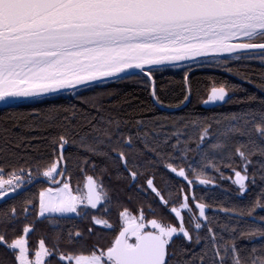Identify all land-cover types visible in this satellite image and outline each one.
<instances>
[{"label": "snow or ice", "instance_id": "1", "mask_svg": "<svg viewBox=\"0 0 264 264\" xmlns=\"http://www.w3.org/2000/svg\"><path fill=\"white\" fill-rule=\"evenodd\" d=\"M220 54L258 59L264 63V0H0V102L6 107L19 98L52 94L61 89L75 90L100 78L121 73L128 75L129 69H137L151 80L152 66L178 64L184 60L200 63L197 58L201 57L218 60ZM187 75L185 73L186 82ZM257 87L264 90V84ZM227 96L228 88L225 85L213 87L205 103L223 102ZM77 99L85 107L78 110L76 105H71V110L80 115L82 123L79 127L88 128V131L80 133V146L93 154L108 155L97 148V145H103L107 140L111 152L118 154L119 160L127 167L123 149L132 151L134 145L132 137L121 132V122L101 114L102 108L95 98L78 96ZM256 100L254 94L246 97V102ZM259 104L264 109V98L259 99ZM91 109H95V112ZM61 110L67 112L69 108L54 104L47 111L59 113ZM257 116L259 122H255ZM244 117L252 118L254 129L248 127L250 120ZM225 119L243 120L239 126L231 124L223 135L236 133L247 137V141L236 148V154L243 161V174L233 169L234 184L240 193H245L247 166L252 163L249 157L254 154L264 157V110L249 109L239 117L232 113ZM200 123L195 119L185 122L182 128H177L173 133L176 141L170 145L166 137L164 141H156L150 146L148 134L143 133L141 139L144 149L157 158L162 157L169 146L173 150L183 151L180 148V137L185 135L182 129H194ZM209 130L207 124L200 129L198 148L208 137ZM137 136L141 134L137 133ZM192 138L189 135L188 139ZM52 142L55 144V138ZM59 142L63 149L67 143L65 135L59 136ZM183 143L186 148L187 141ZM212 147L219 145L214 144ZM135 150L141 152V149ZM168 155L171 158L172 154ZM64 159L63 155L57 157L43 169L42 175L52 179L55 172L61 171L58 165ZM167 167L179 177L189 179L185 168L177 170L171 164ZM192 170L195 172V169ZM17 172L22 173L23 169H12L9 179L5 180L3 169L0 168V197L21 186L23 176ZM130 175L135 178L137 173L130 172ZM28 178L32 179L31 172ZM260 179L264 181V163L260 166ZM86 181V195H74L67 182L59 188H42L37 216L45 213L80 215L77 206L85 203L96 208L107 193L92 176H87ZM199 182L208 184L212 181ZM255 182L254 173L252 183ZM152 184L149 179V187L160 196ZM262 198L264 190L254 202L250 201L235 210L238 221L251 222L230 229L233 233L231 241L218 243L214 229L209 227L210 236L204 237L205 245L200 253H193L187 259L183 258L187 249L170 250L174 234L182 233L186 241H192V235L186 230L181 216V209H189L186 196L179 208L171 209L176 219L181 221L179 227L158 219L145 221L142 211L139 215H131L125 208L119 213L121 227L107 247L98 251L93 247L87 253L61 256V259L68 260L69 264H193L198 257V264H205V261L207 264H264V244L259 248L252 247L247 255L235 244L236 232L249 240L257 237L264 240V215H254L257 209L264 210V204L260 203ZM196 208L199 217L206 222L205 204L196 203ZM11 212L14 216L15 208ZM3 216L0 223H7L8 213ZM92 219L95 224L111 227L107 220ZM192 219L194 228L201 229L202 223L196 222L195 216ZM29 230L30 226L24 225L23 233ZM76 235L80 236L81 233L77 232ZM69 239L71 241V236ZM200 240L201 237L197 235V243ZM0 244H6L15 253V264H45V258L50 255L43 240L39 241V247L30 255L24 235H18L8 243L5 235L0 234Z\"/></svg>", "mask_w": 264, "mask_h": 264}, {"label": "trees", "instance_id": "2", "mask_svg": "<svg viewBox=\"0 0 264 264\" xmlns=\"http://www.w3.org/2000/svg\"><path fill=\"white\" fill-rule=\"evenodd\" d=\"M235 56L219 57L220 62L217 64H197L196 61H191L152 68L155 95L160 104L178 106L189 93L188 103L173 111L162 110L153 102L150 82L140 72L68 92L14 103L7 107L0 106V168L3 169L4 178L9 177L12 169H23L22 173L26 177L29 172L32 178L42 175L43 169L59 156V136L65 135L67 143L63 157L66 172L63 181H67L75 192L83 187L84 180L89 175L101 184L107 193L106 198L100 201L96 208H80V215L37 216L39 192L48 186L43 182L35 183L0 202V220L4 219V213H8V222L0 223V234L5 235L8 243L16 236L24 235L30 255L34 254L39 247V241L43 240L50 253L45 258V264H69V261L62 260L61 256L87 253L93 247L97 251L107 247L121 227L119 213L125 208L132 215H139L142 211L145 220L158 219L178 226V220L171 209L184 201L186 196L193 212L195 203L205 204L207 221L201 219L202 228L196 230L192 217L185 215L183 223L192 235V241H186L183 235H176L172 239L170 250L187 249L184 259L193 253H200L205 245L204 237L210 236L209 227L214 229L218 243L231 241L233 233L230 229L238 224L243 226L251 222L238 221L235 210L250 201L254 202L264 190V181L260 179V166L264 163V157L258 154L249 157L252 163L247 166L245 193H240L239 188L228 178L234 172L233 169L244 171L243 161L236 154V148L240 143L246 142L247 137L236 133L223 135L231 124L239 126L243 123V120L231 121L225 117L232 113L239 117L249 109L264 110L259 104V99L264 98V90L257 87L264 84V63L247 61L243 56H236L239 57L236 60L232 58ZM185 73L188 74L187 82ZM221 85L228 88L225 103L203 108L201 102L208 97L209 90ZM250 94H254L257 100L246 102V97ZM78 96L85 99L95 98L102 108L101 114L118 119L121 122V132L132 137L133 150L123 149L127 157V167L122 166L118 154L111 152L107 140L105 144L97 145V148L99 152H107L108 155L93 154L80 146V133L88 131V128L79 127L82 123L80 115L71 110V105H76L78 110L85 107L77 99ZM54 104L69 108V111L49 113L48 108ZM91 111L95 112V109ZM13 113L16 115H12ZM194 119L201 122L196 128L182 129L185 132V135L180 137V148L184 149L183 151L173 150L169 146L164 150L163 156L157 158L144 149L141 139L143 133L148 134L147 142L150 146L156 141H164L166 137L170 145L176 141L173 135L176 129ZM244 119L250 120L248 127L254 129L252 118ZM255 122H259L258 116ZM205 124L210 126L209 135L198 148L199 132ZM137 133L141 136L138 137ZM189 135L193 137L191 140L188 139ZM253 137L255 138L254 130ZM53 138L55 144L52 142ZM183 141H187L186 148ZM214 144L219 147H212ZM135 149H141V152ZM168 153L172 154L171 158ZM168 164L177 170L185 168L186 175L192 181L204 178L211 180L214 185L194 184L191 187L173 173L167 167ZM192 169H195V172ZM129 172L137 173L133 183ZM254 173L256 182L253 184ZM149 179L153 182L152 187L160 192V196L149 187ZM29 201L31 203H28ZM260 203L264 204V198ZM13 208L14 216L11 212ZM254 215H264V210L257 209ZM93 217L107 220L111 227L95 224ZM26 224L30 226V230L25 234L23 227ZM77 232L81 235L77 236ZM197 235L201 237L199 243L196 241ZM235 236V244L237 248L244 250V255H247L252 247L259 248L264 244V240L258 237L249 240L240 237L239 232H236ZM14 256L15 253L10 251L6 244H0V264H15ZM193 264H198V257Z\"/></svg>", "mask_w": 264, "mask_h": 264}, {"label": "water", "instance_id": "3", "mask_svg": "<svg viewBox=\"0 0 264 264\" xmlns=\"http://www.w3.org/2000/svg\"><path fill=\"white\" fill-rule=\"evenodd\" d=\"M223 56H230L229 54H220L219 57H223ZM198 60L199 59H205V58H197ZM186 62H191L189 60H184V61H180L178 62V64H182V63H186ZM178 64H171V63H164L162 65H157V66H152V68H160V67H166V66H172V65H178ZM151 68V69H152ZM147 71V69H146ZM128 73L129 74H133V73H139V70L137 69H129L128 70ZM128 74V75H129ZM122 76H125V74L121 73V74H117L116 76H113V77H105V78H100V79H97V80H94L92 82H90L89 84H87L86 86L88 85H92V84H97V83H100V82H105V81H109V80H113V79H116V78H119V77H122ZM149 80V79H148ZM150 82V90H151V98L153 100V102L162 110H166V111H173V110H177V109H180L182 107H184L188 101H189V93L187 94V97L186 99L184 100V102L178 106H174V107H170V106H165V105H162L160 104L157 99H156V95L155 97L153 96V91L155 92V89H154V80L153 78H151V80H149ZM81 87H84V86H78L76 89L78 88H81ZM213 88V87H212ZM211 88V89H212ZM210 89V90H211ZM209 90V92H210ZM68 91H72V90H69V89H61L55 93H52V94H46V95H42V96H37V97H29V98H19L18 100H16L15 103H18V102H22V101H27V100H31V99H35V98H39V97H45V96H50V95H55V94H59V93H63V92H68ZM209 94V93H208ZM207 100L204 99L202 102H201V106L203 108H211V107H215V106H219V105H222L223 103H225V101L221 102V101H217V102H209V103H205V101ZM5 104L3 102H0V106H4ZM65 148V145L63 147V149H61V147L59 146V156L60 155H63V150ZM58 156V157H59ZM59 165H60V168H61V171L58 173L57 177L55 179H49V178H46L44 177L43 175H38V176H35L34 178H32L29 182H27L26 184L20 186L19 188H17L14 192H11L9 194H7L5 197H0V202L8 199V198H11L13 197L14 195L26 190L27 188H29L31 185L35 184V183H38V182H43L45 183L47 186L49 187H54V186H57L59 185L64 176H65V172H66V164H65V161H60L59 162ZM122 166L125 167V164L124 162L122 161ZM130 174V172H129ZM89 176V175H88ZM131 176V175H130ZM87 177V176H86ZM136 177L133 178L131 176V183H133L135 181ZM86 178L84 180V183H83V189H84V194L86 195L87 194V189L85 188V184H86ZM100 202H98L99 204ZM97 204V206H98ZM195 205V208H196V203L194 204ZM87 206L91 207V205H88ZM92 208V207H91ZM197 209V208H196ZM206 209V207H205ZM198 210V209H197ZM199 212V210H198ZM204 220V218H202Z\"/></svg>", "mask_w": 264, "mask_h": 264}, {"label": "rangeland", "instance_id": "4", "mask_svg": "<svg viewBox=\"0 0 264 264\" xmlns=\"http://www.w3.org/2000/svg\"><path fill=\"white\" fill-rule=\"evenodd\" d=\"M232 58H235L236 60L237 59H239V57H232ZM244 60H256L257 62H261L260 60H258V59H248V58H245V57H242ZM206 61H200V63L199 64H217V63H219L220 61L219 60H217V59H205ZM262 63V62H261ZM198 64V63H197ZM221 64H226L225 62H221ZM59 166V168H60V165H58ZM61 169V168H60ZM60 171H57V172H55L54 173V176H53V178L52 179H55L56 177H57V175H58V173H59ZM242 172V171H241ZM242 174H243V172H242ZM18 175H22L23 176V180H22V183H21V186L22 185H24V184H26L27 182H29V178L28 177H26L25 176V174L24 173H18ZM179 177V176H178ZM179 178H181V179H183V180H185L183 177H179ZM229 179H230V181L231 182H233L234 183V179H235V175H234V172L232 173V175L231 176H229L228 177ZM5 180H7V179H9V177H5L4 178ZM200 180H207V179H204V178H196V179H194L193 181L192 180H190V179H188V180H185L191 187L194 185V184H196V185H203V186H213L214 185V183L213 182H211V183H208V184H202V183H200L199 181ZM65 182H67V181H62L59 185H57V186H54V187H47V188H59L60 186H61V184L62 183H65ZM68 183V182H67ZM237 186V185H236ZM238 187V186H237ZM152 189V188H151ZM73 192V194L75 195V194H77V193H79V194H81V195H85L84 194V189H83V187L82 188H79V189H77L75 192L74 191H72ZM8 194V193H7ZM184 201H182V202H180L178 205H176V206H173V207H176V208H179L180 207V205H181V203H183ZM188 204H189V209H181V216H182V218L185 216V215H187V216H191L192 218H193V216H195L196 218H197V220H196V222H200L201 221V217H199V212H198V210L195 208V206H194V208H195V212H193L192 211V208H191V204L188 202ZM78 207V211H79V209L80 208H86L87 207V204L85 203V204H81V205H78L77 206ZM172 207V208H173ZM46 214H48V213H46ZM52 214H61V213H52ZM130 214V213H129ZM64 215H70V216H72V215H77L76 213H64ZM132 215V214H131ZM174 215H175V213H174ZM176 217V216H175ZM97 219H99V218H97ZM145 221H147V220H145ZM95 223V222H94ZM180 223H181V221L180 220H178V226L177 227H179V225H180ZM98 225V224H97ZM99 226H105V225H99ZM150 229V228H149ZM176 235H183L182 233H179V234H174V236H176ZM66 261H68V260H66Z\"/></svg>", "mask_w": 264, "mask_h": 264}, {"label": "crops", "instance_id": "5", "mask_svg": "<svg viewBox=\"0 0 264 264\" xmlns=\"http://www.w3.org/2000/svg\"><path fill=\"white\" fill-rule=\"evenodd\" d=\"M45 215H64V214H52V213H48V214H44L43 216H45Z\"/></svg>", "mask_w": 264, "mask_h": 264}, {"label": "flooded vegetation", "instance_id": "6", "mask_svg": "<svg viewBox=\"0 0 264 264\" xmlns=\"http://www.w3.org/2000/svg\"><path fill=\"white\" fill-rule=\"evenodd\" d=\"M251 42H259V41H251ZM202 219V218H201ZM148 230H150V229H148Z\"/></svg>", "mask_w": 264, "mask_h": 264}]
</instances>
